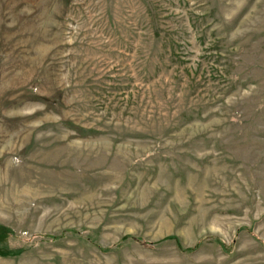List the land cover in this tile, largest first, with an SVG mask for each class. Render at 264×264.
<instances>
[{
    "label": "rangeland",
    "instance_id": "374dc122",
    "mask_svg": "<svg viewBox=\"0 0 264 264\" xmlns=\"http://www.w3.org/2000/svg\"><path fill=\"white\" fill-rule=\"evenodd\" d=\"M0 264H264V0H0Z\"/></svg>",
    "mask_w": 264,
    "mask_h": 264
}]
</instances>
